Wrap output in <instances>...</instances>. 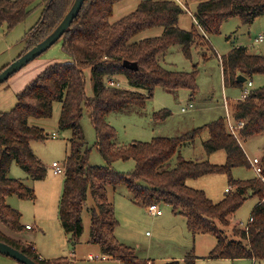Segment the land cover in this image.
<instances>
[{
	"label": "trees",
	"instance_id": "obj_1",
	"mask_svg": "<svg viewBox=\"0 0 264 264\" xmlns=\"http://www.w3.org/2000/svg\"><path fill=\"white\" fill-rule=\"evenodd\" d=\"M74 0H0V31L12 30L24 22L36 6H42L39 20L26 33V50L44 40L62 22ZM121 0H85L61 42L71 61L56 62L37 74L17 94V103L9 111L0 112V220L12 232L26 229L22 214L8 204L7 198L36 199L35 190L23 179L10 176L17 163L34 181L47 176V167L35 154L31 143L46 141L49 132L34 122L52 117L54 103H61L58 130H71L69 151L65 160L63 190L58 206L60 223L74 245L83 234L82 211L91 193L90 242L100 247L103 255L126 264H154L139 257L134 247L120 241L119 225L108 187L124 186L133 203L167 204L175 215L186 218L193 235L209 234L217 238L207 258L264 260V182L256 175L250 179H235V167H251L241 142L264 134V86L251 89L245 98L229 100L234 120L245 121L239 138L232 135L225 116L182 136H156L150 141H133L118 145L116 128L107 120L111 113L123 111L129 104L145 107L157 87L169 91L198 89V63L192 71L168 69L161 57L172 46L180 45L184 56L192 59L194 48L208 47V36L221 32L223 23L238 17L243 24H252L264 16V0H191L197 2L194 13L197 28L183 29L179 19L184 7L177 0H142L137 8L122 18L111 21L113 9ZM162 28L156 36L134 38L152 28ZM56 42V43H57ZM19 55V56H20ZM206 60V54H203ZM124 61L136 63V68L124 66ZM226 87H242L256 75H264V54L250 51L247 46H234L221 57ZM6 67V66H5ZM4 67V68H5ZM3 68V69H4ZM91 69L94 96L86 94L85 69ZM242 74L247 81L241 82ZM125 77L134 89L109 84ZM89 113L97 134L96 148L105 165H91V148L87 146L81 121ZM170 115L168 109L154 114L157 120ZM209 137L203 143L210 155L224 150L226 162L214 164L208 160L179 159L175 166L169 161L187 141L194 140L203 129ZM135 162L133 170L119 172L116 161ZM264 169V149L261 156ZM212 174L228 177L225 197L214 202L206 192L188 185L189 179ZM264 174V170H263ZM258 198L246 226L233 224L232 218L247 198ZM0 240L24 252L39 264H77L74 259L59 257L43 259L31 243L15 241L0 231ZM198 257L187 255L183 263L169 260L162 264H197ZM21 264V263H20Z\"/></svg>",
	"mask_w": 264,
	"mask_h": 264
},
{
	"label": "rangeland",
	"instance_id": "obj_2",
	"mask_svg": "<svg viewBox=\"0 0 264 264\" xmlns=\"http://www.w3.org/2000/svg\"><path fill=\"white\" fill-rule=\"evenodd\" d=\"M141 1L121 0L117 2L113 9L111 21H116L134 11ZM179 1L184 7L179 25L187 30L192 29L193 26L197 28L191 14L195 13L196 4L191 0ZM42 9V6H36L24 22L18 24L10 31H6L5 28L1 29L0 71L17 59L23 52L27 44L26 33L39 20ZM161 30L162 28L160 27L148 29L138 34L134 40L160 35ZM260 34H264V16L258 17L252 24H243L240 18L233 17L223 23L220 33L208 36L209 43L215 53L208 47L194 48L192 59H187L180 45L172 46L162 55V65L168 69L192 71L195 64L198 63L197 91L193 94L187 89L169 91L165 88L157 87L153 95L147 99L145 107L129 104L123 111L111 113L107 116V120L116 128L117 137L115 142L118 145H124L133 141H150L156 136H182L192 132L195 128L204 127L209 122L225 116L224 97H228L231 102L240 99L245 90L261 86L262 81H259L260 79L257 76L264 75L254 76L251 79L253 81L252 85H248V82H245L242 87H226L223 80L221 57L227 54L233 48V45H245L252 52L261 50L264 54V40L256 42V38ZM204 53L207 57L206 60L203 59ZM67 55V59H71L70 55L63 50L62 43L57 42L3 82L0 85V111H9L17 103L16 89L18 86L12 83L13 80L15 82L21 80L24 85H27L33 79L29 80V78L38 73L41 60H44L45 64L40 68L45 69L46 65L56 63V61H65ZM85 76L86 94L88 97L94 96L91 71H87ZM117 82H119L121 88L134 89L123 76L119 77ZM164 109H168L170 115L164 120L155 119L154 114ZM60 113L61 103L56 102L54 103L52 117L41 121L43 127L49 132L50 138L46 141H33L31 143L33 151L47 167V176L44 181L48 180L47 182L51 183L52 190L43 185L45 183H41L44 181L32 180L17 163H14L10 170V176L23 179L29 186L35 188L37 199L36 201L22 199L17 195H12L7 198V202L9 201V205L21 212V222L34 226L33 231L27 234L26 239L35 237L37 233L39 234L38 242L35 241V245L39 252L43 254V257H53L55 259L59 257L71 258L73 256L77 260V264H126L124 262L119 263L115 259H108L107 256L104 257L101 250L95 249L89 243L90 207L93 206L91 193L82 211L83 234L74 247H72L73 245L69 243L68 239H61L56 232V227L60 226V221L57 218L58 205L61 198L58 187L62 186L63 188L65 173L55 175L50 166L53 161L59 162L61 165L65 164L71 136V130L62 131L57 128ZM81 125L86 144L91 148L90 164L94 166L105 165V159L95 146L97 134L87 111L84 112ZM208 137V130L205 128L196 135L194 140L187 141L180 147L179 151L169 161V165L175 166L179 159L210 160L211 163H224L227 155L225 151L215 152L212 155H208L205 152L203 143ZM241 143L250 158L262 156L264 134L245 138ZM113 167L119 172L127 173L133 170L135 162L133 160H119L113 164ZM255 175L252 166H240L232 170V176L235 179H249ZM36 185H38V190ZM40 186H44V188ZM197 186L204 188L203 190L208 197L211 199L214 197L213 200L218 201L223 197L225 188L228 187V177L225 174L205 176L199 179ZM214 193L217 196H213ZM108 195L109 199L114 203L119 222L116 228L117 237L125 244L134 247L139 257L150 259L154 264L178 260L175 257L183 258L191 253L196 255L198 260L200 259L197 264H264V260L253 261L248 258L235 260L209 259L207 256L217 238L209 234L193 235L186 227V218L183 215H175L171 206L159 204L164 215L157 216L148 212L142 206L134 205L131 202V196L127 188L124 186H117L116 188L109 186ZM257 202V197H248L233 216V224L239 223L241 226H246ZM35 216L38 217L39 221L35 219ZM0 226L10 235L15 234L25 237L27 233L26 230L12 232L3 226L2 223H0ZM90 252H94L93 255H99L100 259H90ZM183 260L181 261L182 263Z\"/></svg>",
	"mask_w": 264,
	"mask_h": 264
},
{
	"label": "water",
	"instance_id": "obj_3",
	"mask_svg": "<svg viewBox=\"0 0 264 264\" xmlns=\"http://www.w3.org/2000/svg\"><path fill=\"white\" fill-rule=\"evenodd\" d=\"M85 0H74L69 11L63 18L62 22L50 33L44 40L26 50L17 59L8 64L4 69L0 71V85L8 80L14 73L22 69L26 64L43 54L50 47H52L63 35L64 32L69 30L73 20L80 12ZM259 53V52H257ZM124 66L128 68H136V63H130L124 61ZM238 80L241 82L247 81V78L240 74ZM0 253L4 254L21 264H39L24 252L11 246L10 244L0 240Z\"/></svg>",
	"mask_w": 264,
	"mask_h": 264
},
{
	"label": "crops",
	"instance_id": "obj_4",
	"mask_svg": "<svg viewBox=\"0 0 264 264\" xmlns=\"http://www.w3.org/2000/svg\"><path fill=\"white\" fill-rule=\"evenodd\" d=\"M179 3H181V1H179V0H177ZM195 4H196V8H197V5H198V3L197 2H194ZM182 4V3H181ZM193 16V20H194V22L196 23V25H197V22H196V19H195V16H194V14L193 13H191ZM180 20V19H179ZM161 33H162V30H161ZM264 40V34H260L259 35V37L258 38H256V42L257 41H259V42H261V41H263ZM239 46V45H238ZM240 46H245V45H240ZM233 47H234V45H233ZM62 48H63V46H62ZM63 50H64V48H63ZM65 51V50H64ZM66 52V51H65ZM257 52H260V53H263V51H257ZM256 52V53H257ZM68 58V55H67V57L65 58L66 60L65 61H58V62H67V61H71V59H67ZM55 62V61H54ZM57 62V61H56ZM44 64H45V62H44V60H41L40 61V67H42V66H44ZM47 66H49V65H46V67ZM39 67V71H37L38 73H36L35 75H33L32 77H30L29 78V80H31L32 78H34V77H36L37 76V74H39L40 72H42L43 71V69H41ZM45 67V68H46ZM87 71H91V69L90 68H87V69H85V74H87ZM260 80L259 81H262V85L261 86H264V76H257ZM257 78V79H258ZM262 79V80H261ZM27 82H29V81H27ZM12 83H14V84H16L18 87H17V89H16V94H18L23 88H25L24 86H26V84L24 85V83L20 80H17L16 82H15V80H13V82ZM13 84V85H14ZM252 84H253V81H252ZM261 86H259V87H261ZM93 95H91V96H89V97H92ZM225 98H227L228 100H230L228 97H224V100H225ZM0 112H2V111H0ZM35 124H38V125H41V126H43V124H42V122H40V121H38V122H34ZM208 136H209V132H208ZM242 144V143H241ZM243 146V145H242ZM244 148V147H243ZM245 150V149H244ZM223 152L224 150H220V151H216V153L217 152ZM245 152H246V150H245ZM215 153V152H214ZM213 154V153H212ZM212 154H210V155H212ZM246 154H247V152H246ZM255 157H258V158H261V156H255ZM255 157H253V158H255ZM248 158H250V156H248ZM226 159H227V155H226ZM226 159H225V162H226ZM210 161V160H209ZM54 162V161H53ZM52 162V163H53ZM211 162V161H210ZM224 162V163H225ZM214 164H223V163H214ZM50 168L52 169V167L50 166ZM52 171H53V169H52ZM54 174V173H53ZM256 174V173H255ZM55 175H59V174H55ZM207 176H209V175H207ZM256 176V175H255ZM255 176H253V177H255ZM203 177H205V176H203ZM203 177H200V178H197V179H189L188 181H187V183H188V185L189 186H192V187H194V188H197V189H201V190H203L204 188H200V186H197V184L199 183V179H201V178H203ZM252 177V178H253ZM250 179V178H249ZM41 181H44V179L43 180H41ZM48 181V180H47ZM47 181H44V182H41V183H45V184H43V185H45L47 188H49V190H52V185H51V183L50 182H47ZM63 182H64V179H63ZM40 185V184H39ZM63 185V184H62ZM41 188H44V186H40ZM33 188V187H32ZM36 188H37V190H38V185H36ZM227 188L228 187H226L225 188V192L223 193V197L220 199V200H218V201H215V200H213V198L214 197H212V200L214 201V202H219V201H221L224 197H225V194H226V192H227ZM34 190H35V188H33ZM56 190H57V188H56ZM61 190H63V188H62V186L61 187H58V192H59V195H60V197H61V194H62V192H61ZM35 193H36V190H35ZM36 196H37V194H36ZM213 196H217V194H213ZM11 197V196H10ZM210 198V197H209ZM36 199H37V197H36ZM36 199H35V201H36ZM211 199V198H210ZM8 200V199H7ZM9 202V201H8ZM131 202H132V200H131ZM133 203V202H132ZM134 205H137V204H135V203H133ZM59 206V205H58ZM138 206V205H137ZM159 207V206H158ZM160 208V207H159ZM162 215H164V213H162L161 215H157V216H162ZM57 218L59 219V216H58V214H57ZM22 219V218H21ZM35 219L37 220V221H39V219H38V217H36L35 216ZM60 221V220H59ZM0 223H2L1 222V220H0ZM22 224L26 227V225H30V224H28V223H23L22 222ZM186 224H187V222H186ZM235 224V223H234ZM2 225H3V223H2ZM4 226V225H3ZM186 227H187V225H186ZM33 228H34V226H32V228L31 229H25L26 231H27V233H26V236L25 237H20V235H15V234H12V235H10V234H8L4 229H2V227L0 226V231L4 234L5 233V235L6 236H8V237H10V238H12L13 240H15V241H22V242H26V243H31V244H33L34 245V247H35V250H36V252L43 258V259H45V260H51V259H53V257H49V258H45V257H43V254L41 253V252H39V249H37V247H36V243H35V241L36 242H38V237H39V234L37 233L36 234V236L35 237H33V238H27L26 239V237H27V234L28 233H30L31 231H33ZM56 232H57V234L59 235V237L62 239V238H65V240L66 239H68V235L65 233V231H64V229H63V227H62V225H61V223H60V226L58 227H56ZM33 233H35V232H33ZM31 241V242H30ZM69 241V240H68ZM70 243V242H69ZM90 244H92L94 247H95V249H97V250H100V247L99 246H97L96 244H93V243H91V242H89ZM216 243H217V240H215L214 241V243H213V248L215 247V245H216ZM71 244V243H70ZM212 248V249H213ZM94 249V248H93ZM211 249V250H212ZM210 250V251H211ZM94 251V250H93ZM94 254V252H90L89 253V257H90V255H93ZM105 256V255H104ZM107 258V257H106ZM185 257H175V259H178V260H180V261H182L183 259H184ZM200 258V257H199ZM70 259H74L75 260V262H77V260L75 259V257H71ZM108 259H113V258H111V257H108ZM220 259H224V258H220ZM239 259H242V258H239ZM248 259H250V258H248ZM116 260V259H115ZM147 260H150V259H147ZM200 260V259H199ZM199 260L197 259V262L199 263ZM233 260H235V259H233ZM253 261L255 260V259H252ZM117 262H121L122 263V261H120V260H116ZM255 261H258V260H255ZM0 264H20L19 262H17L16 260H14V259H12V258H10V257H8V256H6V255H4V254H1L0 253Z\"/></svg>",
	"mask_w": 264,
	"mask_h": 264
},
{
	"label": "built area",
	"instance_id": "obj_5",
	"mask_svg": "<svg viewBox=\"0 0 264 264\" xmlns=\"http://www.w3.org/2000/svg\"><path fill=\"white\" fill-rule=\"evenodd\" d=\"M247 82H248V85H252V80H249ZM109 84L112 86H114V85L119 86V82H117L114 79H110ZM249 92H250V90H245L242 93L241 98H245L249 94ZM224 106L226 108L225 118H226L228 130L236 138H239L240 130L243 128L245 121H243V120L236 121L233 119L231 111H230L229 100L227 98H225V100H224ZM249 161H250V164H251L252 168L254 169L256 175L264 182V174H263L264 169L261 165V158H258V157L249 158ZM51 167L53 169L54 174H62V173H65V171H66L65 166L61 165L59 162H56V161H54L51 164ZM227 191H228V189H227ZM146 210L152 214H155V215H161L163 213V211L158 207V205H155V204L149 205L146 208ZM31 228H32V225H26V229H31ZM99 257H100L99 255H90L89 258L90 259H100Z\"/></svg>",
	"mask_w": 264,
	"mask_h": 264
}]
</instances>
